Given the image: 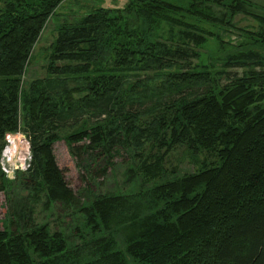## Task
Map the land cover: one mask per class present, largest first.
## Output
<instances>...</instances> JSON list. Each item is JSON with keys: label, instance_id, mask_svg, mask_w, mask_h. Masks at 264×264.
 <instances>
[{"label": "trees", "instance_id": "16d2710c", "mask_svg": "<svg viewBox=\"0 0 264 264\" xmlns=\"http://www.w3.org/2000/svg\"><path fill=\"white\" fill-rule=\"evenodd\" d=\"M0 1V151L5 134L19 128L23 108L31 151L25 186L43 192L49 203L74 208V192L53 152L59 140L72 154L96 150L111 158L114 149L123 147L136 151L138 160V167L129 170L133 192L100 194L76 207L89 233L84 231L72 247L47 224L30 225L22 212L15 213L20 224L11 219L0 229V264H127L128 257L141 264H264V103H259L264 71L232 74L220 85L209 72L188 69L195 53L186 42L168 44L130 25L116 29L119 16L99 8L59 27L47 68L52 75L86 74L98 62L102 38L112 28L122 31L115 45L119 69L180 67L166 74L168 82L153 96L119 99L122 77L111 74L88 83L91 95L86 102L68 96L64 103L50 98L52 87L32 84L24 89L21 79L34 44L63 0ZM174 1L130 0L122 11L135 12L147 23L166 21L201 42L200 29L171 14L185 10L190 16L223 22L206 2L227 6L230 14L248 12L245 0ZM254 18L263 23L257 39L262 47L264 14ZM226 59L228 67L261 65L264 55L248 48ZM60 87L68 95L66 85L60 82ZM88 111L95 117L105 115L108 125L116 127L96 123L60 139L56 130L72 116L71 123H76ZM146 143L166 151L185 147L193 155L207 151L216 160L169 178L162 155L147 163L140 158L137 150ZM0 176L2 184L8 181L1 170Z\"/></svg>", "mask_w": 264, "mask_h": 264}, {"label": "rangeland", "instance_id": "374dc122", "mask_svg": "<svg viewBox=\"0 0 264 264\" xmlns=\"http://www.w3.org/2000/svg\"><path fill=\"white\" fill-rule=\"evenodd\" d=\"M187 1L178 0L180 2L178 4L184 5ZM129 3L130 0H63L47 20L38 40L33 46L25 73L21 78L23 80V88L30 89L29 87L32 84H37L38 87L44 86L45 89H51L52 87L54 95L50 96V98H57L67 103L69 101L68 96H71L73 98L72 101H81L83 103L91 95L88 83L91 86L92 82L101 76L108 77L113 74L122 77L118 94L119 99L122 100H124L123 98L134 96H153L168 82L165 79L166 74L169 71L179 69L180 66L176 65L159 71L119 69V66L114 63L116 61L115 45L120 39L122 31L116 30L119 33L117 34L116 31H113V28L104 35L105 38H102L98 62L92 65L86 74L57 76L52 75L47 70L51 46L59 27L65 23H73L84 14L99 8L109 10V15L111 16H119L116 20V29H127L128 25H130V28L136 27V29L140 28L142 31L146 30L142 33L143 35L149 31V35H152L153 39L168 44L186 42L189 47L193 48L195 53L190 58L188 69L207 71L211 78L218 79L217 81L220 85L228 83L230 81L228 77L232 74L240 77L250 72L264 71V59L261 65L245 62L241 67H228L229 62L226 59L228 54L233 56L248 48L259 51V53L264 55V46H259V40L257 41V39H260L263 23L254 18V15L264 14V0H245L244 5L248 12L237 11L233 14H230V10L225 5L206 2V7L212 13L214 12L215 17L219 19L223 17V22L221 20L217 22L207 21L199 17L190 16L187 15L185 10L178 14H171L177 21L179 19L200 29L201 35L204 37L203 42L187 37L180 32L182 28L176 25L171 26L166 21H158L153 24L147 23L143 17H137L135 12L122 11ZM1 4L2 1H0ZM228 73L229 75H227ZM60 82L66 85L68 95H65L60 90ZM50 84H53V86ZM260 88L264 92V83ZM259 103H264V97L261 98ZM23 113L24 109L22 108L20 125L17 131L7 133L10 134V138L6 137V134L2 140L0 170L8 181L2 184L0 176V184L4 185V191H0V229L5 227L11 219H15L18 226L20 224L19 217H14L13 215L22 212L25 215L23 218L29 221L30 225L47 224L49 228H52V231L61 233L66 244L72 247L78 243L84 231L85 234L89 233L82 224L80 214L77 213L76 207L78 205L87 203L100 194L125 195L136 189V186L129 180V170L138 167L136 165V162H138L137 157H135L136 151L119 147L112 151L111 158L101 152L98 153L96 150L93 152L90 150L86 154L79 155L77 153L72 154L63 140L55 142L53 152L57 163L62 170L68 187L74 192V204L71 206L74 208L72 210L69 208L68 210L59 202L49 203L47 196L43 192L36 193L32 191L33 189L30 186H25L26 179L29 176L28 168L31 160V151L28 138L23 130ZM153 115L154 113L150 116ZM95 116L94 113L88 111L81 115L77 122L73 124L71 123L73 121L72 116L68 119L65 126L56 130V133L62 139L67 136H73L78 131L91 128L96 123H102L103 126L108 125L110 119L108 120L105 115ZM108 127L113 128L116 126L108 125ZM84 143L87 144L88 141L85 140ZM148 145L146 143L144 149L137 150L141 154L140 158H146L145 161L147 163L162 155V166L166 168V176L169 178L193 173L199 168L211 166L216 160L214 154L207 151H200L197 155H193L185 147H172L166 151L163 146H160V149H156ZM149 184L147 183V185ZM15 228L17 230L18 227ZM10 229H12L11 226ZM78 230H80V234H78ZM127 264L141 263L128 257Z\"/></svg>", "mask_w": 264, "mask_h": 264}, {"label": "built area", "instance_id": "2783aa9c", "mask_svg": "<svg viewBox=\"0 0 264 264\" xmlns=\"http://www.w3.org/2000/svg\"><path fill=\"white\" fill-rule=\"evenodd\" d=\"M6 134H7V133H6ZM6 134H5V135H6ZM7 136H8V138H10V134H7L6 137H7ZM1 160H3V159H1Z\"/></svg>", "mask_w": 264, "mask_h": 264}]
</instances>
